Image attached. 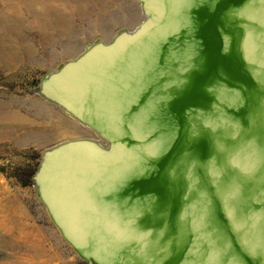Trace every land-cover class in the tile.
Here are the masks:
<instances>
[{"label":"water","instance_id":"obj_1","mask_svg":"<svg viewBox=\"0 0 264 264\" xmlns=\"http://www.w3.org/2000/svg\"><path fill=\"white\" fill-rule=\"evenodd\" d=\"M143 20L46 75L93 137L40 157L86 264H264V0H136Z\"/></svg>","mask_w":264,"mask_h":264},{"label":"rangeland","instance_id":"obj_2","mask_svg":"<svg viewBox=\"0 0 264 264\" xmlns=\"http://www.w3.org/2000/svg\"><path fill=\"white\" fill-rule=\"evenodd\" d=\"M142 20L136 0H0V114L23 122L11 139H0V264L83 263L49 220L35 186L22 187L13 173L33 165L34 154L93 137L43 101L42 79Z\"/></svg>","mask_w":264,"mask_h":264},{"label":"bare ground","instance_id":"obj_3","mask_svg":"<svg viewBox=\"0 0 264 264\" xmlns=\"http://www.w3.org/2000/svg\"><path fill=\"white\" fill-rule=\"evenodd\" d=\"M30 2V1H29ZM23 2H21L22 4ZM43 20V24L42 27H46L48 24V20L49 17H45L43 16L42 18ZM42 30V28H41ZM23 122L21 121V119L16 115V114H11V113H7L5 115L0 114V139H5V138H10L13 136V134L16 132L14 129L15 127H17L18 125H22ZM46 138H44L43 135H36L34 134V139H48L47 137H49L48 135L44 134ZM32 136H30L31 138ZM33 139V138H31Z\"/></svg>","mask_w":264,"mask_h":264},{"label":"trees","instance_id":"obj_4","mask_svg":"<svg viewBox=\"0 0 264 264\" xmlns=\"http://www.w3.org/2000/svg\"><path fill=\"white\" fill-rule=\"evenodd\" d=\"M31 159L34 160L33 165H29L24 168H19L13 173V177L17 179V181L22 187L34 186L33 178L39 166L40 156L34 154L31 156ZM80 264H86V263H80Z\"/></svg>","mask_w":264,"mask_h":264}]
</instances>
